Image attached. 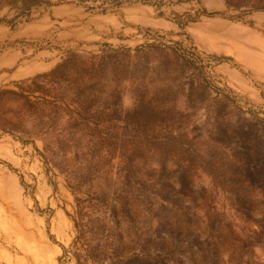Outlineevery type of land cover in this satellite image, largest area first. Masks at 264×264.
I'll return each instance as SVG.
<instances>
[{"label":"rangeland","instance_id":"1","mask_svg":"<svg viewBox=\"0 0 264 264\" xmlns=\"http://www.w3.org/2000/svg\"><path fill=\"white\" fill-rule=\"evenodd\" d=\"M0 264H264V0H0Z\"/></svg>","mask_w":264,"mask_h":264}]
</instances>
